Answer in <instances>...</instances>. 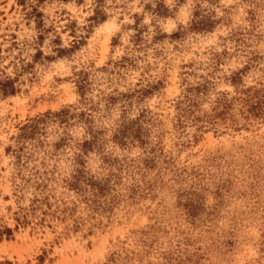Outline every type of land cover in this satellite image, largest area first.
<instances>
[{
  "label": "rangeland",
  "instance_id": "1",
  "mask_svg": "<svg viewBox=\"0 0 264 264\" xmlns=\"http://www.w3.org/2000/svg\"><path fill=\"white\" fill-rule=\"evenodd\" d=\"M0 264H264V0H0Z\"/></svg>",
  "mask_w": 264,
  "mask_h": 264
},
{
  "label": "trees",
  "instance_id": "2",
  "mask_svg": "<svg viewBox=\"0 0 264 264\" xmlns=\"http://www.w3.org/2000/svg\"><path fill=\"white\" fill-rule=\"evenodd\" d=\"M10 94H12L13 92H14V89L11 87L10 88V90L8 91ZM5 231L7 232V233H9V230L8 229H5Z\"/></svg>",
  "mask_w": 264,
  "mask_h": 264
}]
</instances>
